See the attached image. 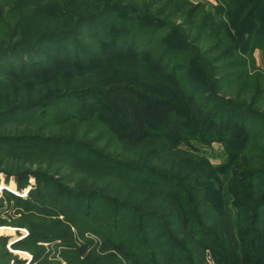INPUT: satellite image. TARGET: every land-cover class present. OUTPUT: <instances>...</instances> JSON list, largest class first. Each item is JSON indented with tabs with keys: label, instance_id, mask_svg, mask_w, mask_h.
<instances>
[{
	"label": "rangeland",
	"instance_id": "obj_1",
	"mask_svg": "<svg viewBox=\"0 0 264 264\" xmlns=\"http://www.w3.org/2000/svg\"><path fill=\"white\" fill-rule=\"evenodd\" d=\"M10 1L0 0V7L7 10ZM51 1L58 3L57 0ZM150 1L152 0H123L122 3L123 7H135V14L149 13L152 17H157L155 21L145 20L142 24L161 28L158 35L163 38L166 34L165 39H160L165 45L178 50L183 42L189 41L200 50L203 59L216 66L213 73L219 83L212 92L205 83L206 74L210 69L207 72L206 67L179 59L192 65L191 69L177 72V86L183 93V112L187 108L189 90L195 88L198 92L206 91L197 94L195 101L209 105L207 113L210 115L219 107L216 100L223 99L235 104L241 103L244 109L264 117V95L255 94L257 87L253 79L244 90L241 87L242 80L238 83L233 81V76L228 75L230 72L233 74L237 65L229 66L230 60L226 58L221 61L219 54L222 50L217 47L226 45L228 40L213 43L225 26L232 25L234 11L236 12L241 1L179 0L178 5L173 8L165 6L160 9V0L155 7L151 6L153 8L144 5ZM61 5L67 10L65 3ZM196 6L199 8L190 20L186 14H191ZM219 7L222 10L218 9ZM164 10L169 11V14ZM120 14L123 13L111 12L87 22L79 35L62 40H46L34 54L15 51L0 57V264H26L24 257L27 255L31 257L28 264H76V259L83 260L98 251L102 253L104 243L100 233L106 234L108 223L99 217L96 223L93 221L94 223L88 224L89 218L96 210L98 213L105 210L108 214L111 213L112 204L106 199L124 200L116 194V191L122 192L124 188L117 181L101 174L102 180L94 181L93 170L100 169L98 171L105 175V172H114L122 177L128 176L142 181L161 180L156 176L132 170L133 168L128 170L122 167L119 170L120 168L112 162H126L128 165L134 164L154 171L172 170L174 157L171 151L165 149L148 165L149 160L145 159L139 149L129 141L123 142L115 137L105 124L100 122L96 112L84 105L85 101L91 99L93 103L94 97L102 96L89 93H98L99 87L105 88V84L117 82L118 79L126 77L125 82L133 86L141 83L150 87L151 82L145 77L162 81V74L175 71L173 59L161 56L160 44H148L145 40L126 44L111 43L103 35L96 34L97 31L112 34V31L118 32L119 26H113L112 30L109 26L114 19L119 20ZM206 14L212 15L214 21L211 24L220 28L219 31L202 32V18ZM259 15V12H255L247 24H254ZM210 20L207 19V22ZM167 25L170 27H166ZM177 26L183 30V35L168 32V29ZM90 30L91 32H88ZM89 34L96 35V40L88 37ZM150 50L155 57L148 60L144 66L137 64L134 57ZM114 55L121 57L113 59ZM244 57L246 60L242 61V64H245L247 59L250 60L244 70L249 74L254 72L252 76H262L258 78L264 84V50L255 48ZM118 65L128 69L126 74L113 71ZM35 66L40 69L32 68ZM262 88L264 89V86ZM15 107L19 109L13 110ZM142 111L155 129L164 130V136L173 141L167 130V121L170 114H175L177 110L171 100H146ZM106 115L108 118L112 116L117 119L122 130L130 126L126 118L115 116L117 113ZM230 117L236 121H245L246 130H257L263 122L261 118L258 120L239 111L214 114L215 122L211 124L214 135L221 133L219 126L223 124V120L225 124L230 123ZM190 141L189 145L179 141L176 148L180 152L195 155L198 160H205L209 190L200 194L205 195L202 201L212 197L214 202H218L215 205L234 203L235 199L224 200L221 197V191L227 186V181L219 172L224 168L216 169L228 160L225 142L213 141L205 145ZM158 151H163V148L159 147ZM253 153L255 152H249V155ZM102 157L111 162L107 163ZM259 163L263 164L264 159H259ZM254 167L258 171L264 170L260 166ZM256 181L264 182V175H259ZM66 202L69 205H65ZM82 202L85 204L81 205ZM210 205L203 209L211 211L214 204ZM120 211V222L137 220L134 214H127L123 209ZM261 211V217H264V206ZM233 215L234 223L245 220L246 217V213L241 216L235 212ZM170 223L173 231L177 234L183 233L178 217ZM157 224L159 222H148L149 226ZM160 229L163 227H158V230ZM255 229L257 233H252L248 238L252 247H256L252 236L264 244L261 226H256ZM259 250L264 248L259 247ZM80 253L82 257L78 255ZM257 257L259 264H264L261 253ZM193 262L217 264L208 249H205L201 256L195 249Z\"/></svg>",
	"mask_w": 264,
	"mask_h": 264
},
{
	"label": "trees",
	"instance_id": "obj_2",
	"mask_svg": "<svg viewBox=\"0 0 264 264\" xmlns=\"http://www.w3.org/2000/svg\"><path fill=\"white\" fill-rule=\"evenodd\" d=\"M122 1L57 0L58 3H53L51 0H11L7 10L0 7V57L15 51L34 54L46 40H62L79 35L87 22L111 12L115 14L121 11L123 14L118 15L119 20L114 19L109 26L110 29L119 26L118 32L112 31L113 35L110 32L97 31L96 34L103 35L111 43L126 44L135 40H145L148 44L155 43L156 46L160 44L161 56L173 59L175 71L162 74L160 76L162 81H153L151 77H145L151 82L150 87L141 83L133 86L125 82V77L118 79L117 82L105 84V88L99 87L98 93H89L102 94V96L94 97L93 103L91 99L84 103L89 110L96 112L100 122L104 123L115 137L123 142L129 141L139 149L145 159L149 160L148 165L165 149L171 151L174 158L172 170L168 172L154 171L134 164L128 165L126 162H112L114 166L120 168L119 170L122 167L128 170L133 168L132 170L141 171L148 176H156L161 181H142L128 176L122 177L114 172H105L107 173L105 175L98 171L100 169L93 170L94 181L102 180L100 174L117 181L124 190L116 191V194L124 200L106 199L112 204V212L109 214L107 210L102 213L96 212L97 210L93 212L88 224L96 223L99 217L108 223L106 234L100 233L104 243L102 253L98 251L83 260L76 259V264H195L193 262L195 249L199 251V256L208 249L217 264H232V261L233 264H259L258 254L261 253L264 258V250H259V247L264 248V244L252 236L256 245L252 247L248 238L252 233H257L256 226H261L260 230L264 232V217H261L264 206V182L256 181L259 175H264V170L258 171L254 167L260 166L264 169V163H259V159H264V117L253 114L247 108L244 109L241 103L235 104L223 99L216 100L219 107L210 115L207 113L209 105L195 101L197 94L206 91L198 92L195 88L189 90L187 108L183 112L181 107L183 93L177 86V72L191 69L192 65L188 62L206 67L207 72L210 69L206 74L205 83L209 85V90L214 92L219 83L213 73L216 66L203 59L200 50L189 41L183 42L178 50L165 45L160 39H165L166 34L163 38L158 35L161 28L142 24L145 20L155 21L157 17L154 18L149 13L135 14L137 9L123 7ZM160 1L159 9L165 6L173 8L179 2V0ZM240 1L236 12L234 11L232 25L225 26L213 43L221 42L223 39L228 40L226 45L221 44L217 48L222 50L219 54L222 57L221 61L226 58L230 60L229 66L237 65L233 74L228 73L229 77L233 76V81L236 80L238 83L242 80L241 87L244 90L253 79L257 87L255 94L262 96L264 84L258 78L262 76L259 74L252 76L254 72L247 73L244 68L250 60L247 59L245 64H242V61L246 60L244 55L250 54L255 48L264 50V0ZM157 2L158 0H152L144 5L153 8L151 6L155 7ZM62 3L66 4L67 10L61 5ZM198 8L199 6H196L191 14H186L190 20ZM164 12L169 14L167 10ZM255 12H259L260 15L255 19L256 22L249 26L247 22ZM211 16L210 14L203 16L202 32L215 33L214 31L220 30L211 24L214 21ZM207 19L211 20L207 22ZM168 32L183 35V30L178 26L168 29ZM88 37L96 40V35L89 34ZM117 55H114L113 59L121 57ZM154 57L150 50L140 56L137 55L134 60L144 66ZM179 59H186L188 62ZM32 68L40 69L37 66ZM127 70L121 65L113 69L120 74H126ZM146 100L158 102L171 100L174 103L177 112L170 114L167 121L169 122L167 130L173 141L164 136V130L155 129L143 114L142 107ZM17 108L19 109L15 107L13 110ZM227 111L244 112L258 120L261 118L263 122L257 130L253 128L246 130L245 121L242 119L236 121L235 118L230 117V123L225 124L223 120V124L219 126L221 133L214 135L211 128V124L215 122L214 114H224ZM111 112L118 114L115 116L126 118L130 126L124 130L120 129L117 119L112 116L107 117L106 114ZM190 140L205 145L213 141L225 142L228 160L216 169L224 168L219 172L227 181V186L221 191V197L224 200L235 199L234 203L225 202L215 205L218 202H214L212 197L202 201L205 195L200 196V194L209 190L205 160H198L195 155L180 152L176 148L179 141L189 145ZM159 147H162L163 151H158ZM249 152L255 153L249 155ZM102 159L107 163L111 162L105 157ZM83 204L85 202L81 205ZM210 204H214V208L209 212L205 211L203 208H208ZM65 205L69 204L66 202ZM122 209L127 214H134L137 220L120 222L119 214ZM235 212L238 215L246 213L245 220H237L238 223H234ZM176 217L183 227L181 234L171 229L170 222ZM153 221L159 224L149 226L148 222ZM245 224L246 228H244ZM158 227L163 229L158 230ZM81 254L78 255L82 257Z\"/></svg>",
	"mask_w": 264,
	"mask_h": 264
},
{
	"label": "built area",
	"instance_id": "obj_3",
	"mask_svg": "<svg viewBox=\"0 0 264 264\" xmlns=\"http://www.w3.org/2000/svg\"><path fill=\"white\" fill-rule=\"evenodd\" d=\"M30 258H31V257H30L29 255H27V256H25V257H24V260H26V264H28V263H29V261H30Z\"/></svg>",
	"mask_w": 264,
	"mask_h": 264
}]
</instances>
